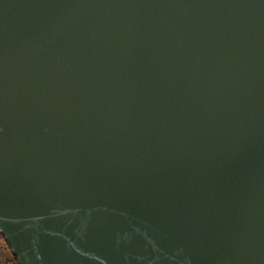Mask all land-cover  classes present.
Wrapping results in <instances>:
<instances>
[{
	"label": "water",
	"instance_id": "1",
	"mask_svg": "<svg viewBox=\"0 0 264 264\" xmlns=\"http://www.w3.org/2000/svg\"><path fill=\"white\" fill-rule=\"evenodd\" d=\"M0 234L18 264H264V0H0Z\"/></svg>",
	"mask_w": 264,
	"mask_h": 264
},
{
	"label": "rangeland",
	"instance_id": "2",
	"mask_svg": "<svg viewBox=\"0 0 264 264\" xmlns=\"http://www.w3.org/2000/svg\"><path fill=\"white\" fill-rule=\"evenodd\" d=\"M0 264H17L16 259L7 245L5 239L0 234Z\"/></svg>",
	"mask_w": 264,
	"mask_h": 264
},
{
	"label": "trees",
	"instance_id": "3",
	"mask_svg": "<svg viewBox=\"0 0 264 264\" xmlns=\"http://www.w3.org/2000/svg\"><path fill=\"white\" fill-rule=\"evenodd\" d=\"M17 262V261H16ZM17 264H18V262H17Z\"/></svg>",
	"mask_w": 264,
	"mask_h": 264
}]
</instances>
